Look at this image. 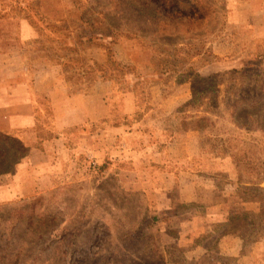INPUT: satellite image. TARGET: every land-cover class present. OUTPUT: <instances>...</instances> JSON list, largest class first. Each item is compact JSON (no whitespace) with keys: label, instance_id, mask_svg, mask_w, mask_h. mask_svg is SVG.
Listing matches in <instances>:
<instances>
[{"label":"rangeland","instance_id":"obj_1","mask_svg":"<svg viewBox=\"0 0 264 264\" xmlns=\"http://www.w3.org/2000/svg\"><path fill=\"white\" fill-rule=\"evenodd\" d=\"M226 4L0 0V37L11 38L0 45V60L9 53L12 60L44 59L76 93L107 87L118 112L131 93L139 107L133 121L152 103L182 98L169 131L200 134L206 157L188 163L207 170L206 181L218 188L206 196L209 206L175 204L168 221L154 222L142 192L100 185L95 160L65 166L49 189L0 202V264H264V193L254 191L264 189V132L257 120L250 130L235 120L243 110L264 119V30H237L227 23ZM22 18L38 29V46L20 44ZM17 158L16 148L0 144V170Z\"/></svg>","mask_w":264,"mask_h":264},{"label":"crops","instance_id":"obj_2","mask_svg":"<svg viewBox=\"0 0 264 264\" xmlns=\"http://www.w3.org/2000/svg\"><path fill=\"white\" fill-rule=\"evenodd\" d=\"M226 15L239 31L264 30V0H227ZM9 21H4V32L12 30ZM18 30L22 46L43 41L26 19L18 21ZM7 43L11 45L10 37H0L1 46ZM22 58L12 60L9 53L0 60V133L18 137L27 152L12 171L0 174V202L49 189L60 168L82 167L81 161L92 160L99 165L101 186L114 182L118 190L142 192L154 222L168 221L175 204L209 206L206 196L218 195L216 185L206 181L207 170L188 163L206 157L200 134L187 131L173 137L169 131L182 98L171 95L152 103L133 121L130 117L139 107L131 93L123 95L118 112L109 103L107 87L76 93L54 64ZM117 115L124 117L123 123L109 126Z\"/></svg>","mask_w":264,"mask_h":264},{"label":"trees","instance_id":"obj_3","mask_svg":"<svg viewBox=\"0 0 264 264\" xmlns=\"http://www.w3.org/2000/svg\"><path fill=\"white\" fill-rule=\"evenodd\" d=\"M261 78V74H258L257 75V79L259 80ZM245 79V78H244ZM69 83H70V80H67ZM262 89V88H261ZM264 100V98H262V101ZM237 103V102H236ZM240 103L241 104H243L244 102L242 101V100H240ZM237 104H239V103H237ZM241 116H243V117H245V119H246V122L244 123V124H241L240 123V121H239V119H241V118H239V117H241ZM242 117V118H243ZM239 118V119H238ZM254 119V121L255 120H257L256 122L257 123H261L259 126H260V128L258 129V130H260V131H263L264 132V119L263 120H261L262 118H261V112H260V114H250V113H247L245 110H243V111H240V113H239V116H236V118H235V120H236V124L238 125V127L240 128V129H246V130H250V129H252L249 125H248V123L250 122V121H252ZM0 144H2L3 145V148L4 149H8L9 151H13V148H16L17 150H18V153H19V158H17L14 162H12V163H9V165L8 166H6V168H4V170H0V174H4V173H6V172H8V171H12L13 169H14V167H15V165L16 164H18L24 157H26V155H27V152H26V150H23L22 152H19V149L21 148V147H19V146H17L12 140H11V138H9L8 136H6V135H4V133H0ZM245 191H248L249 192V190H251L250 188H243ZM255 192H259V193H264V189H256V190H254Z\"/></svg>","mask_w":264,"mask_h":264},{"label":"built area","instance_id":"obj_4","mask_svg":"<svg viewBox=\"0 0 264 264\" xmlns=\"http://www.w3.org/2000/svg\"><path fill=\"white\" fill-rule=\"evenodd\" d=\"M91 166H96V163H95V162H92V163H91Z\"/></svg>","mask_w":264,"mask_h":264}]
</instances>
